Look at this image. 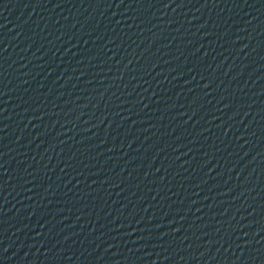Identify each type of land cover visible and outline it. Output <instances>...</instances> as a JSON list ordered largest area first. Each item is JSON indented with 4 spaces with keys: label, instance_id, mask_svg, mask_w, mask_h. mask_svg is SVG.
<instances>
[{
    "label": "water",
    "instance_id": "water-1",
    "mask_svg": "<svg viewBox=\"0 0 264 264\" xmlns=\"http://www.w3.org/2000/svg\"><path fill=\"white\" fill-rule=\"evenodd\" d=\"M0 264H264V0H0Z\"/></svg>",
    "mask_w": 264,
    "mask_h": 264
}]
</instances>
